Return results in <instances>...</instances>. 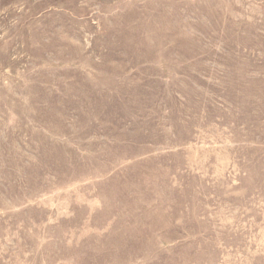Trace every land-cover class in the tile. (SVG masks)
Masks as SVG:
<instances>
[{
    "label": "rangeland",
    "instance_id": "rangeland-1",
    "mask_svg": "<svg viewBox=\"0 0 264 264\" xmlns=\"http://www.w3.org/2000/svg\"><path fill=\"white\" fill-rule=\"evenodd\" d=\"M0 264H264V0H0Z\"/></svg>",
    "mask_w": 264,
    "mask_h": 264
}]
</instances>
